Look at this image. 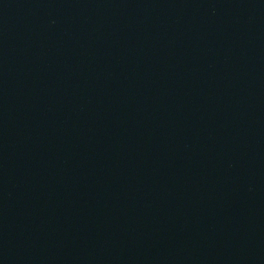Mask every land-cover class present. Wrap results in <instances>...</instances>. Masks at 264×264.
I'll list each match as a JSON object with an SVG mask.
<instances>
[{"label": "water", "instance_id": "water-1", "mask_svg": "<svg viewBox=\"0 0 264 264\" xmlns=\"http://www.w3.org/2000/svg\"><path fill=\"white\" fill-rule=\"evenodd\" d=\"M0 264H264V0H0Z\"/></svg>", "mask_w": 264, "mask_h": 264}]
</instances>
